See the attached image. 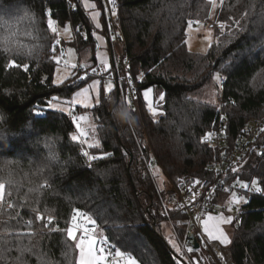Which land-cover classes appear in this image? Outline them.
<instances>
[{
    "label": "trees",
    "instance_id": "obj_1",
    "mask_svg": "<svg viewBox=\"0 0 264 264\" xmlns=\"http://www.w3.org/2000/svg\"><path fill=\"white\" fill-rule=\"evenodd\" d=\"M117 1L121 46L137 90V112L131 111L138 121L132 127L118 123L111 111L117 90L102 92L101 104L89 110L101 144L89 150L101 158L87 165L84 148L71 140L76 132L71 117L47 108L51 96L70 99L93 78L76 80L73 74L65 86L51 84L56 69L51 56L57 52H52L56 35L47 29L49 11L58 28L71 26V39L62 48L85 53V70L97 64L95 29L82 0H0V39L13 42L10 52L0 43V133L7 137L0 150V179L6 183L0 202V264H76L74 243L55 230L67 227L76 208L89 212L102 234L131 251L139 264H175L177 254L163 225L172 224L178 243L185 236L186 217L165 207L170 188L158 189L151 163L171 181L213 178L207 164L216 154L202 138L215 130L218 103L193 96L211 83L216 71L226 79L225 97L235 99V106L224 107L226 152L236 134L263 114L264 0H224L211 26L216 39L205 54L187 51L185 40L189 21L208 22L209 0ZM221 23L226 25L223 32ZM17 44L25 46L19 55ZM9 60L21 67L8 68ZM149 87L160 88L165 97L156 117L143 100ZM38 108L45 115L34 119ZM105 152L112 155L105 157ZM53 154L54 160L49 158ZM237 179L249 185L255 179L264 189V132L226 181ZM247 201L241 205V221L231 227L228 252L234 264H264V192ZM37 210L45 220L53 217L48 227L45 220L35 219Z\"/></svg>",
    "mask_w": 264,
    "mask_h": 264
},
{
    "label": "snow or ice",
    "instance_id": "obj_2",
    "mask_svg": "<svg viewBox=\"0 0 264 264\" xmlns=\"http://www.w3.org/2000/svg\"><path fill=\"white\" fill-rule=\"evenodd\" d=\"M209 2L212 5L213 10L217 7V0H209ZM222 3V0H221ZM108 4L111 5L110 8H108L107 4L105 5V12L110 11L111 16L117 15V8H116V0H108ZM83 5L86 9L92 10L91 20L95 25L96 29L101 28V23L99 21V17L101 16V12L96 10L97 4L90 2V0H83ZM47 29H49L53 34H56L59 36V29L57 27V20L53 19L51 11L47 13ZM196 24H200L201 22L199 20L195 21ZM234 23L237 25V28H240V21H234ZM193 26V21L188 22V29H191ZM111 27V25H109ZM221 32L225 29L226 25L224 23H221L219 25ZM70 28L71 26H65L63 28V32L66 34H70ZM79 31V29H77ZM92 35L95 37V40L98 42L104 41L103 35H97L95 32L92 33ZM211 35V33H209ZM116 36H113L112 39L115 40ZM85 39L87 37L85 36ZM0 43L3 44L5 51H12L13 47H10L13 42L10 37H4L0 39ZM61 44L60 39H55V44L52 46V52H57L58 45ZM25 46L22 44L15 45L17 55L21 54L22 49ZM101 47V44H97L96 48V59L99 62V68L92 67L91 72L93 74H96L97 72L100 73H108L110 64L108 61L107 56L100 52L99 49ZM209 47H211V41L209 42ZM68 53L71 54L73 52V49L69 48ZM31 55V51L28 53ZM65 53L64 50L61 48L59 50L58 55H52L51 59L55 61L56 64V76L54 79L51 80V84L55 85L57 87L65 86L66 81L69 80L68 74H61L62 69L59 67L61 63L64 64V69L71 67L72 69H77V65L75 63L69 64L67 60H63ZM8 68H16L21 67V65L17 64L15 60H9L7 64ZM23 69L25 71L29 70L28 64L22 65ZM81 68H87L89 67L86 64L80 65ZM223 67V66H222ZM88 73L85 72L84 76H87ZM84 76L76 75V80L84 79ZM144 74L140 73L138 79H143ZM47 79V78H45ZM212 79L216 84H220L224 77L222 76L221 71H216L214 74H212ZM76 80H72V83H75ZM128 85L132 84V78L130 77L127 81ZM114 84L111 78V75L108 76L107 81L101 86V79L91 78V82L87 84L86 87H80L78 91H75L73 94H71L70 99H64L62 100L59 95H53L51 98L47 101V108L52 109L54 111L58 110L61 113H67L69 117H71L72 124L75 125L76 132L71 134V140L72 141H78L82 144H87V147L90 149H99L101 147L99 140H93L92 142H89L88 138V130L86 126H91L89 124L90 117L85 115H74V111L76 109V106L79 105L81 108L89 109L93 107V99H95V104L100 105L101 104V94L109 95L112 94L114 91ZM133 92H135V89H132ZM93 93L95 96H93ZM153 89L147 88L143 92V100L147 105V111L153 116L156 117L157 115L161 114L159 112V109L157 105L160 101H163L165 99L164 94L161 93L159 95L158 101H153L152 98ZM213 98L210 101L211 103H215V93L212 94ZM121 97L122 102L127 103L130 110L135 111L133 107V101L129 98V96L123 94V90H121ZM42 115H45L44 110L42 108H38V110L35 113L34 119L40 118ZM221 120L225 119L224 116L220 117ZM94 128V126H92ZM261 132H264V129H261ZM213 135V133L209 132L207 133L202 139L204 141L209 140V138ZM7 140V137L0 133V150L3 149V143ZM112 153L105 152L103 153V156H111ZM221 155H223L221 153ZM83 156L87 157L89 161H95L98 158L96 155H90L88 151H83ZM50 159H56L55 155H51L49 157ZM158 171V169L156 170ZM233 172H237L238 169L233 168ZM13 181L11 177L7 180V184H12ZM47 182H45L46 184ZM195 183L198 185L200 184V181L197 180ZM236 184L239 185L241 189H247L249 191H254L256 193H260L264 191L259 186V182L255 179L251 180V185L248 183L243 182L242 180L237 179ZM5 189H6V183L4 180L0 179V202L4 201L5 198ZM227 190V189H226ZM190 199H194V197H191ZM248 201L243 195H238L237 192L232 191L231 192V199L229 201V207L228 211L231 212L232 205L237 206V211H239V206L242 204H247ZM9 208H12L13 205L11 203L8 204ZM165 213H161V215H164ZM36 220L43 221L45 220V217L39 213V211H36ZM197 222L200 223L202 227V233L203 236L206 237V241L211 242H219L220 245H229L231 244V239L229 238V235L227 234L225 227L226 225H230L233 223V216L232 215H225L224 213H220L219 215H211L208 214L206 217H201L200 215L196 216ZM53 221V217L48 216L47 222L44 224L45 227H48ZM31 224V221L28 222ZM179 223V221L177 222ZM56 231H62L66 233V236L68 240L74 242L75 249L78 250V256L76 258V264H139L137 258L132 254L131 251L128 250H122L120 246H117L115 243H111L107 236L103 235V230L100 228V226L97 224V220L93 218L92 215L89 214L87 211H83L79 208L73 209L72 214L70 217V222H68V225L64 229H60L57 225L55 228ZM168 244L171 245V248L175 250V253L178 254L176 256H173V259L175 260V264H182L183 259H187L185 256V250L180 246V244L177 243L176 239L173 238L170 234L167 238ZM194 249L193 247H187L186 252L187 253H193ZM198 251V249H197Z\"/></svg>",
    "mask_w": 264,
    "mask_h": 264
},
{
    "label": "built area",
    "instance_id": "obj_3",
    "mask_svg": "<svg viewBox=\"0 0 264 264\" xmlns=\"http://www.w3.org/2000/svg\"><path fill=\"white\" fill-rule=\"evenodd\" d=\"M98 1L102 7L107 37L113 48V68L108 73L97 72L96 74H93L91 69L85 70L78 65V71L83 75L87 72V76L92 75L95 76L96 79H101L102 84H104L107 81L108 76L111 75L114 86H118L119 100L122 102L121 90H123V94L132 99L133 107L135 112H137V90L133 84L128 85L127 83L130 78L128 75L129 63L124 57L121 46L118 16L116 19L111 16L110 11L105 12L104 8L106 4L108 8L111 7V5L108 4V0ZM116 8L118 13L117 0ZM195 24L196 23L193 22V25ZM109 25H111V27H109ZM77 28H79V26H77ZM113 36H116L115 40L112 39ZM55 39L61 40L58 36ZM56 47L58 55L59 50L62 48V40L61 44ZM62 59L64 60V57ZM95 67L99 68V63H97ZM225 83V78L220 84L214 82L218 103V119L215 123V130L212 132L213 135L208 141L216 156L214 160L207 164V169L214 172L213 178L206 179L196 176H186L171 181L166 177L170 183V193L165 199V207L186 217L185 236L182 242L179 243L185 250V256L187 257V259L182 260V264H234L229 252H227V250H225L218 242L209 243L206 241V237L203 236L199 226L200 224L196 220V216L200 215L201 217H205L208 214H229L233 216L234 225L241 221V205L239 206V211H237L236 205H232L231 207L233 210L229 212V203H218V197L225 195L231 196V192L235 191L238 195H243L248 200L250 195L256 193L247 189H241L236 182L228 183L226 178L232 172L233 168L239 169V167L243 165L247 150L253 144L256 137L261 132V129H264V110L260 118L251 120L236 134L234 143L230 150L226 152L227 144L223 137L225 119L221 120L220 117L224 116L222 111L226 105L235 106V99L232 96L225 97ZM132 89H135V92H133ZM84 151H87V149L84 148ZM221 153L223 155H221ZM89 154L93 155L90 152ZM91 162L92 161H89L87 157H85V163L87 165H90ZM197 180L200 181V184L198 185L195 183ZM191 197H194V199H190ZM46 222L47 219L45 220V223ZM192 230H194V232H192ZM194 239L199 244L197 248L198 251L194 246ZM187 247H193V253H187Z\"/></svg>",
    "mask_w": 264,
    "mask_h": 264
},
{
    "label": "rangeland",
    "instance_id": "obj_4",
    "mask_svg": "<svg viewBox=\"0 0 264 264\" xmlns=\"http://www.w3.org/2000/svg\"><path fill=\"white\" fill-rule=\"evenodd\" d=\"M224 0H222L223 3ZM221 0H217V7L215 8V10L211 11L210 14V18L208 20V22L206 23H200V24H195L192 26L191 29L186 30V40H185V46H186V50L192 53H196V54H205L208 49H209V42L211 41V44L215 41L216 37H215V31L211 26H215L216 25V11L220 8L221 6ZM118 13L116 16H114V18L117 19ZM66 26H69L68 24ZM60 31V35L58 36L59 38H61V40L63 39L64 42L67 41L69 34H66L63 32V28H58ZM106 33V32H105ZM209 33H211V35H209ZM56 35V34H55ZM107 35V33H106ZM57 37V35H56ZM72 47L70 46H65L64 47V60H67L69 62V64L75 63L77 65V69H72L71 67L67 68L66 70L64 69V64H61L59 67L62 69L61 74H68L69 78L73 75V74H78L80 76H84L81 72L78 71V65H82V64H86L85 60L87 58L85 53H82L81 55H78L76 53V51L73 49V52L71 54L68 53V49ZM111 71V70H110ZM76 72V73H75ZM109 72V71H108ZM56 76V69L53 75V79ZM92 76V75H90ZM84 78H86V76H84ZM93 78H96L95 76H93ZM91 81H89L88 83H90ZM87 83V84H88ZM87 84H85L82 87H86ZM101 86H103V84H101ZM79 89H77L76 91H78ZM154 94H155V101H158L159 99V95L162 93V90L160 88H155L154 89ZM215 93V103H217V94H216V87L214 85V81L213 79L211 80V83L209 85H206L202 90H200V92L196 93L193 97L200 99L203 102H207V103H211L210 101L212 100L213 96L212 94ZM93 96H95V94L93 93ZM71 98V97H70ZM162 101L159 102L158 105H161ZM213 104V103H212ZM95 99H93V107L95 106ZM92 107V108H93ZM78 108L82 109L78 110ZM84 109L81 108L79 105L76 106V109L74 111V115H85L87 114L91 119L89 124L91 126H86L87 130H88V138H89V142H92L93 140H97L96 137V123H95V119L93 117V115L91 114V112L89 111L90 109ZM58 111V110H57ZM223 114L225 113L224 110L222 111ZM94 126V128L92 127ZM83 148H86L88 152H90L89 148L87 147V144H82ZM91 153V152H90ZM158 169V171H156ZM150 171L151 174L154 178V181L156 183V186L158 187L159 190H165L167 188H170V183L168 182L169 180L166 178V176L164 175V173L162 172V170L159 168V166L156 164V162L151 163L150 165ZM179 179V178H178ZM260 186V185H259ZM262 188V186H260ZM264 192V191H263ZM231 198V196H220L218 197L217 201L218 203L222 204V203H226L229 202V199ZM179 224V223H178ZM180 225V224H179ZM163 229L164 232L168 238L169 234L174 238V235L172 234V224H166L163 225ZM231 229L228 230V233H230ZM192 232H194V230H192ZM183 240V239H182ZM182 240H178V244L182 242ZM74 243V242H73ZM225 249V248H224ZM228 252V248L225 249ZM77 256H78V251H77Z\"/></svg>",
    "mask_w": 264,
    "mask_h": 264
},
{
    "label": "crops",
    "instance_id": "obj_5",
    "mask_svg": "<svg viewBox=\"0 0 264 264\" xmlns=\"http://www.w3.org/2000/svg\"><path fill=\"white\" fill-rule=\"evenodd\" d=\"M90 2H92V3H96L97 4V9L96 10H98V11H100L101 12V16L99 17V21H100V23H101V28L100 29H96L95 28V25H94V23L92 22V20H91V15H90V13H91V11L92 10H90V9H86L85 7V9H86V11L88 12V15H89V18H90V20H91V22H92V25H93V27H94V29H95V33L97 34V35H103L104 36V41L103 42H98V41H96V43L98 44H101V47H100V49H99V51L100 52H102V53H104L106 56H107V58H108V61H109V64H110V68H109V71L113 68V48H112V45H111V42H110V40L108 39V37H107V35H106V29H105V24H104V16H103V13H102V7H101V5H100V3H99V1L98 0H90ZM82 3H83V0H82ZM84 6V5H83ZM62 29V28H61ZM60 31V30H59ZM71 34H72V31H71V28H70V34H69V36H68V39H67V41L66 42H64V40L62 39V44L64 43V44H66V43H68L69 42V40L71 39ZM60 35V34H59ZM65 46H68V45H64V47ZM71 47V46H70ZM75 51H76V53L79 55V53H78V51L74 48V47H72ZM97 60V59H96ZM97 63H99L98 62V60H97ZM154 91L155 90H153V93H152V98H153V101L155 100V94H154ZM231 199V198H230ZM230 199H229V201H230ZM226 203H229V202H226ZM225 215H229V214H225ZM206 217V216H205ZM200 224V223H199ZM200 226V229H201V231H202V227H201V225H199ZM233 226V223L232 224H230V225H226V226H224L225 227V230H226V232H227V234L229 235V233H228V230L229 229H231V227ZM230 238V237H229ZM218 242V241H217ZM219 243V242H218ZM223 248H225V249H227L228 248V246L229 245H227V246H225V245H221Z\"/></svg>",
    "mask_w": 264,
    "mask_h": 264
},
{
    "label": "clouds",
    "instance_id": "obj_6",
    "mask_svg": "<svg viewBox=\"0 0 264 264\" xmlns=\"http://www.w3.org/2000/svg\"><path fill=\"white\" fill-rule=\"evenodd\" d=\"M113 107L111 108L113 118L121 124H126L129 127L135 126L138 118L130 110L129 106L125 102L117 103L112 101Z\"/></svg>",
    "mask_w": 264,
    "mask_h": 264
},
{
    "label": "water",
    "instance_id": "obj_7",
    "mask_svg": "<svg viewBox=\"0 0 264 264\" xmlns=\"http://www.w3.org/2000/svg\"><path fill=\"white\" fill-rule=\"evenodd\" d=\"M97 45V44H96ZM113 60V59H112ZM115 89L117 90V95H116V102L118 103L119 102V93H118V86L116 85L115 86ZM206 143H208L209 141L207 140V141H205ZM194 241V246H195V248L197 249L198 248V246H199V244H198V242L194 239L193 240Z\"/></svg>",
    "mask_w": 264,
    "mask_h": 264
}]
</instances>
